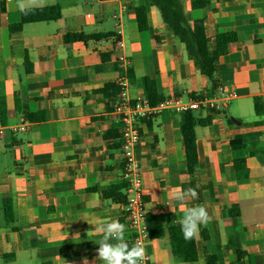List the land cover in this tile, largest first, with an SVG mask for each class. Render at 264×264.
<instances>
[{
	"label": "crops",
	"instance_id": "1",
	"mask_svg": "<svg viewBox=\"0 0 264 264\" xmlns=\"http://www.w3.org/2000/svg\"><path fill=\"white\" fill-rule=\"evenodd\" d=\"M181 1L191 20H205L212 40L237 34L217 63L223 92L212 90L157 7H147L149 28L139 30L135 8L145 0H44L34 9L59 6L61 18L28 23L21 31L10 30L21 21L18 0H0V122L8 128L29 123L26 131L8 129L0 138V257L11 256L0 264H102V235L94 229L114 219L126 226L132 246L123 206L100 197L125 182L122 151L104 137L120 128L117 97L100 93L117 83L121 54L131 64L132 99L145 100L148 77L164 98L195 95L211 102L193 112L197 120L211 118L195 128L201 202L188 199L181 207L172 198L174 190L195 185L181 114L163 112L139 123L135 158L147 212L165 217H147L149 230L167 228L197 205L211 218L196 236L197 263L175 259L165 242L152 237L145 246L150 264H205L207 254H216L218 264H234L237 257L239 264H264V0H210L200 10L190 9L195 0ZM71 34L110 37L67 43ZM120 40L123 49L116 46ZM25 112L39 119L29 121ZM238 158L245 159L247 176H238ZM5 199L12 201L11 221ZM203 230L210 235L206 245Z\"/></svg>",
	"mask_w": 264,
	"mask_h": 264
},
{
	"label": "trees",
	"instance_id": "2",
	"mask_svg": "<svg viewBox=\"0 0 264 264\" xmlns=\"http://www.w3.org/2000/svg\"><path fill=\"white\" fill-rule=\"evenodd\" d=\"M209 3L210 0H195L190 3V9L200 10L205 8ZM148 6H155L158 8L161 18L167 25L168 30L184 45L188 58L194 62L202 76L209 80L212 90H217L219 88V81L216 78L218 60L221 56L229 53L230 45L238 39L237 34L234 32L219 33L215 36L214 40H212L207 36L205 20L202 18L191 20L189 15L186 13L181 0H145L144 4L136 7V20L138 28L141 32L147 31L149 28ZM61 16L62 12L59 6L32 9L27 14L21 12V21L18 24L10 26V30L21 31L25 24L33 22L57 21L61 18ZM109 37L110 35L86 36L83 34H71L65 37V41L67 43H73L76 41L87 42L90 40H99L101 38ZM129 78H132L131 69L129 70ZM143 83L145 100L149 104L155 105L165 99L159 95L156 84L152 79L146 77L143 79ZM120 91L121 89L116 83L107 85L105 88L100 90V93L108 97L116 98ZM192 96L194 98H203L201 96ZM24 109H27L26 106ZM25 117L29 121L39 119L38 115H34L29 112H25ZM210 123V117L204 120H197L194 117L193 112L181 114V120L179 123L187 169L195 181L193 189H195L198 193V197L192 199L194 202H201L203 200L201 181L198 177L199 160L197 154L195 128L198 124L207 126ZM104 137L115 143V146H113L112 149H121L122 131L120 128L110 130ZM233 145L236 144L233 142ZM234 167L239 177L247 176L246 162L244 158L236 159L234 161ZM126 189L127 183L122 182L120 184L113 185L106 191L100 192V197L103 200H111L112 202L123 206L127 203ZM3 203L6 219L11 221L14 217L12 211V201L5 199ZM229 216H233L232 211L229 212ZM121 217L127 220V214L125 211H122ZM147 217L148 220H152V218L156 221L165 220L163 215H147ZM173 221V224L165 229L151 230V236L165 242L171 248L175 259L185 263H197L199 261V255L196 237L189 240L184 239L180 224L175 220ZM201 240L204 245H206L210 240V235L204 230L201 232ZM10 257L11 256H1L0 260H5ZM205 261V264H218L219 257L216 254H207ZM239 262L240 257H237L234 264H239Z\"/></svg>",
	"mask_w": 264,
	"mask_h": 264
},
{
	"label": "built area",
	"instance_id": "3",
	"mask_svg": "<svg viewBox=\"0 0 264 264\" xmlns=\"http://www.w3.org/2000/svg\"><path fill=\"white\" fill-rule=\"evenodd\" d=\"M116 46L119 49H123L125 44L120 40L117 41ZM118 64L121 73L118 77L117 85L121 91L117 95L114 113L118 116L122 131L121 151L124 181L127 183V203L123 205V211L127 214L132 246L140 243L145 248L152 236L147 222L148 212L143 197L139 166L135 158V147L141 140L139 123L143 120L155 118L163 112L175 114L195 112L211 106V102L207 98H183L178 95L167 97L155 105L149 104L146 100L132 99L129 95L130 61L124 54H121L118 57ZM218 90L223 92L222 87H219ZM28 126L29 123L25 121L21 125L8 128L0 122V138L5 136L8 129L15 132H24ZM150 261V256L145 251V258L142 264H150Z\"/></svg>",
	"mask_w": 264,
	"mask_h": 264
},
{
	"label": "clouds",
	"instance_id": "4",
	"mask_svg": "<svg viewBox=\"0 0 264 264\" xmlns=\"http://www.w3.org/2000/svg\"><path fill=\"white\" fill-rule=\"evenodd\" d=\"M44 0H18L17 7L27 14L36 7H43ZM198 193L195 189H176L172 193V198L183 207L188 199H195ZM209 213L205 206L197 205L184 210L183 217L178 221L184 239L189 240L199 233L201 224H207L210 220ZM95 232L102 235L98 242L97 258L102 264H142L145 258V248L136 243L132 247L125 240L126 226L119 220L102 221L95 227ZM84 264H88L85 260Z\"/></svg>",
	"mask_w": 264,
	"mask_h": 264
}]
</instances>
